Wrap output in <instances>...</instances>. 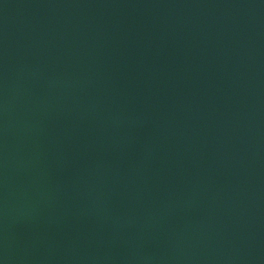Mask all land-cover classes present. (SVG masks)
Segmentation results:
<instances>
[{"label":"water","instance_id":"obj_1","mask_svg":"<svg viewBox=\"0 0 264 264\" xmlns=\"http://www.w3.org/2000/svg\"><path fill=\"white\" fill-rule=\"evenodd\" d=\"M9 215L22 264H264V0H0Z\"/></svg>","mask_w":264,"mask_h":264},{"label":"crops","instance_id":"obj_2","mask_svg":"<svg viewBox=\"0 0 264 264\" xmlns=\"http://www.w3.org/2000/svg\"><path fill=\"white\" fill-rule=\"evenodd\" d=\"M22 217L9 215L0 220V264H22L24 261L26 251L22 248L23 238L16 231L23 223Z\"/></svg>","mask_w":264,"mask_h":264},{"label":"rangeland","instance_id":"obj_3","mask_svg":"<svg viewBox=\"0 0 264 264\" xmlns=\"http://www.w3.org/2000/svg\"><path fill=\"white\" fill-rule=\"evenodd\" d=\"M34 139V138H33Z\"/></svg>","mask_w":264,"mask_h":264}]
</instances>
